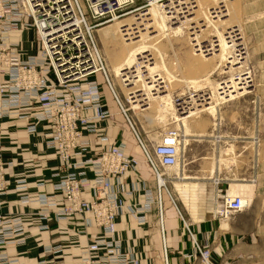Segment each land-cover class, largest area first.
Instances as JSON below:
<instances>
[{
  "label": "built area",
  "instance_id": "built-area-1",
  "mask_svg": "<svg viewBox=\"0 0 264 264\" xmlns=\"http://www.w3.org/2000/svg\"><path fill=\"white\" fill-rule=\"evenodd\" d=\"M137 0H0V118L20 114L22 109L39 107L28 125L30 133H36L38 125H50L44 146L54 150L60 160L55 173L59 181L54 194H38L35 197L24 193V204L36 202L40 230H49L52 220L64 221L80 217L86 227L96 226L103 235L84 248L81 264H142L141 260L123 248L117 238L118 217L127 206L114 180L120 181L129 170H136L140 159L128 153L126 143H110L99 155L92 157L89 133L100 134L103 123L113 117L104 101V91L97 76L101 74L127 119L144 152L145 161L157 179L172 171L179 163L184 164L186 143L176 129L165 133L150 151L135 129L128 111L120 103L119 93L110 78L104 58L95 36V26L118 18L136 4ZM152 3V0H144ZM162 1V0H158ZM32 27L35 32L37 52L24 54L20 42L13 41L11 34ZM184 150H181V147ZM13 161L3 160V144L0 142V264H17L3 247L21 245L26 233L24 217H6L1 212L2 199L8 194L10 183L6 179L7 167ZM90 167L88 171L78 168ZM217 183L221 179H215ZM16 191L28 189L26 180L15 185ZM93 191V199L84 197V192ZM164 189V190H163ZM164 191L171 203L177 201L167 184L156 190H145V201L132 202L128 207L139 223H146L154 204L158 205L160 232L167 262L166 235L164 228ZM250 200L243 196H227L215 209V218L229 219L247 208ZM188 228V227H187ZM189 229V228H188ZM196 242V241H195ZM204 264L211 261V251L201 249L196 242ZM53 253L61 246L48 247ZM38 264H54L41 260Z\"/></svg>",
  "mask_w": 264,
  "mask_h": 264
},
{
  "label": "rangeland",
  "instance_id": "rangeland-1",
  "mask_svg": "<svg viewBox=\"0 0 264 264\" xmlns=\"http://www.w3.org/2000/svg\"><path fill=\"white\" fill-rule=\"evenodd\" d=\"M187 1H155L156 17L150 3L137 0L118 18L95 26L98 46L119 93L120 103L128 111L147 149L151 151L170 130L176 129L181 133L186 130L189 134L184 150V167L179 172L173 169L165 173L168 189L175 179L190 175L185 169L200 163L202 155L212 158L208 171H213V180L227 174L231 178L237 170L241 180L248 179L264 162V0H194L192 8ZM217 5L218 17L214 13ZM142 11L150 12L142 14ZM194 16L206 22L214 21L216 29L210 27L209 23V27L206 24L202 26L205 29L203 42L208 48L214 47L213 53L206 52L205 47L204 54L200 53L198 45L191 38L187 19ZM135 19L144 20V23L147 20L148 27H144L142 32L148 37L145 41L152 46L146 50L137 49L123 65L124 68L120 69L118 66L123 62L126 50L136 45L134 42L126 43L128 40L124 39L120 31L123 26L120 25ZM158 23L165 25L167 30L159 29ZM216 30L226 39L227 54L224 60L219 56ZM233 41L240 44L232 46L230 43ZM239 47H242L241 53L234 51L233 54L232 48ZM230 79L236 81L234 93L224 86L230 83ZM99 80L113 111L114 121L121 130H126L131 152L140 161H145L139 141L132 128H126L128 122L105 80L101 76ZM135 89L145 92L141 95L143 99L133 96L131 91ZM229 90L235 95L228 99L226 92ZM201 95L204 101L196 99L198 96L202 98ZM213 105H216L215 113L206 109ZM191 111L196 113L186 118ZM208 133L212 134L213 142L207 155L206 141L202 142L201 139ZM218 135L221 136L219 142L215 139ZM192 160L194 162L190 164ZM216 173L220 176H216Z\"/></svg>",
  "mask_w": 264,
  "mask_h": 264
},
{
  "label": "crops",
  "instance_id": "crops-1",
  "mask_svg": "<svg viewBox=\"0 0 264 264\" xmlns=\"http://www.w3.org/2000/svg\"><path fill=\"white\" fill-rule=\"evenodd\" d=\"M11 39L22 44L24 54L37 52L32 27L12 32ZM100 76L103 79L104 77L101 74L97 76L102 85ZM4 79L0 77V82ZM104 101L111 110L105 94ZM38 110L39 107L35 106L22 109L20 111V114L24 115L22 117L11 115L0 118L3 160L14 163L12 167L6 169V179L10 183V188L2 199L1 212L6 217L22 216L26 223L24 243L6 246L2 250L11 259H16L17 264H38L41 260L54 264H81L84 248L102 236L103 231L96 226L86 227L80 217L58 222L52 220L50 229L42 231L37 221L40 205L36 202L24 204L20 200L24 193L33 197L42 193H55L62 200L61 193L54 189V184L59 181L55 173L60 160L54 150L44 146L50 125L48 123L45 126L38 125L36 133L28 131L33 114ZM114 120L112 117L102 125L101 135H106L109 142L102 141L100 134L89 133L87 140L90 143L91 154L88 156L99 155L110 143H126L128 153H132L126 130H121ZM126 126L127 129L131 127L129 123ZM188 136L186 131H182L185 143L189 140ZM215 139L219 142L221 136L218 135ZM201 141H206L204 146L208 155L209 145L213 142L212 134L208 133ZM204 146L202 143L201 148ZM181 150H184L183 146ZM211 159L209 155L207 157L202 155L200 163L186 166L185 170L191 173L190 175L172 182L170 192L176 199L183 217L165 192L164 228L168 264H204L196 242L201 249L211 251L210 259L214 264H264V162L248 179L241 180L237 170L235 174L232 173L231 178L227 174L228 176L221 178L217 183L213 180V171H208ZM193 162L192 160L190 164ZM182 167L184 164L181 163ZM89 168H78L77 171L86 170L92 177ZM216 176L220 175L216 173ZM253 177L256 179L252 180ZM20 180H26L28 183L25 192L15 189L16 183ZM114 185L127 205L118 217L115 236L121 239L123 248L133 252L142 264H166L158 205H153L146 223H139L128 207L132 202H144L146 189L156 190L153 170L141 160L136 170L127 171L120 181L114 180ZM227 196L249 197L250 205L229 219L215 218L216 207ZM84 197L88 200L93 199V191L87 189ZM56 245L61 246L60 252L53 253L48 250V247Z\"/></svg>",
  "mask_w": 264,
  "mask_h": 264
},
{
  "label": "bare ground",
  "instance_id": "bare-ground-1",
  "mask_svg": "<svg viewBox=\"0 0 264 264\" xmlns=\"http://www.w3.org/2000/svg\"><path fill=\"white\" fill-rule=\"evenodd\" d=\"M155 1H158V0H152V3H151V5H152V9H154L155 10V13H156V17L158 16V14H157V11H156V9H157V5H155L157 2H155ZM223 0H220V2H222ZM186 3V2H185ZM187 3L190 5V8H192V7H194V5H195V1L194 0H188L187 1ZM186 3V4H187ZM217 7V10L214 12L215 13V15L218 17V5L216 6ZM215 7V8H216ZM192 11V10H191ZM150 12V11H149ZM148 11H142V14H144V13H149ZM155 13H154V15H155ZM204 15V14H203ZM140 16V15H139ZM143 18H145V17H143ZM142 18V19H143ZM160 18H162V17H160ZM205 18H206V16H205ZM207 19V18H206ZM208 20V19H207ZM187 21H188V28H189V32H190V35H191V38L195 41V44H197L198 46V50L200 51V53H203L204 54V49H205V51L206 52H214V47H211V48H208L207 47V44L206 43H204L203 41H204V35H205V29L204 28H202V26L204 25V24H206L207 25V27H209L208 26V23H209V25H210V27L211 26H213L215 29L217 28L216 27V25H215V23H214V21H208V22H206V21H204L203 20V18H200V17H190L189 19H187ZM158 22H160V20L158 19ZM146 23H147V20H146ZM146 23H144V20H127V21H125V22H122L121 23V25L120 26H123L122 28H120V31H121V33H122V35H124V39L125 40H128V42H126L127 44H129V43H131V42H134V43H136V45H134L133 47H128L129 49H127L126 51H127V53L125 54V56H124V60H123V62L121 63V65L120 66H118V68H120V69H123L124 68V66L123 65H125V64H127V62L130 60V57L132 56V55H134V53L136 52V50L138 49H141V50H143V49H148L150 46H152V45H149L145 40H146V38H148L147 36H145V35H143L144 33L142 32V30L144 29V27L146 28V27H148V26H146ZM148 24V23H147ZM158 25H159V29H163L164 31H166L167 30V28L165 27V25L164 26H162L161 24H159L158 23ZM207 29V31L209 30L208 28H206ZM217 31V30H216ZM217 33H218V38H219V50H220V53H219V56L224 60V58H225V56H226V54H227V48H226V46H225V38L223 37V35H222V33L220 32V31H217ZM165 35H168L167 33H165ZM228 36V35H227ZM136 37H138V39H135ZM153 37V36H152ZM206 37V36H205ZM229 38H230V40H232V38L230 37V36H228ZM151 38V37H150ZM135 39V40H134ZM230 44H232V46H234V44H240V42L239 43H234V41H233V43H230ZM242 44V43H241ZM203 47H205L204 49H203ZM151 48V47H150ZM230 48V47H229ZM242 48V47H241ZM240 47L237 49V48H235V49H233L232 48V53L234 54V51H236L238 54H240L241 53V51H240V49H241ZM231 49V48H230ZM150 52V51H149ZM147 54V53H146ZM145 55V54H144ZM143 57V55L141 56V58ZM144 57H147V56H144ZM145 62V61H144ZM229 62H233V60H230ZM142 63V62H141ZM128 67V66H127ZM128 68H130V67H128ZM121 74H124V73H121ZM126 79H127V77H126ZM125 79V80H126ZM189 82V81H188ZM127 83V82H126ZM224 86H226V88L227 89H232V91H233V93L236 91V89H237V85H236V81H234V80H232V79H230V83L229 84H227V83H225L224 84ZM158 87V86H157ZM239 87V86H238ZM136 91H131L132 93H133V96L134 97H138V96H140L141 97V95H144V91L142 90V92L140 91V89H135ZM159 90V89H158ZM138 91H140V92H138ZM136 92V93H135ZM147 92V91H146ZM135 93V94H134ZM227 93V95H229V97H228V99L229 98H232L235 94H233L230 90H229V92L227 91L226 92ZM132 95H131V97H133ZM201 97L202 98H200V96H198L196 99H198V100H202V101H204V96L203 95H201ZM142 98V97H141ZM137 99V98H136ZM143 99V98H142ZM184 101V103H186L187 101L186 100H183ZM216 105H213V106H209V107H207L206 109H208L210 112H212V113H215L216 111H217V109H216V107H215ZM123 107V106H122ZM124 108V107H123ZM127 111V110H126ZM196 113V111L195 112H192L191 111V113H189L187 116H186V118L187 117H189V116H191V115H193V114H195ZM185 117V116H184ZM186 118H185V120H186ZM186 122V121H185ZM186 131V130H185ZM181 137H182V135H181ZM182 140H183V137H182ZM181 149H182V147H181ZM180 168H181V163H179L177 166H175V168L174 169H176V170H180ZM166 183H167V179L165 178V177H162V176H160L159 177V179H157V184H158V188H163L164 186H166ZM165 258V257H164Z\"/></svg>",
  "mask_w": 264,
  "mask_h": 264
}]
</instances>
